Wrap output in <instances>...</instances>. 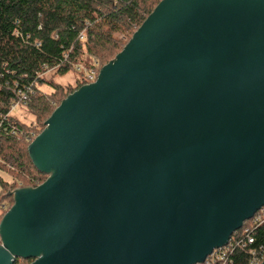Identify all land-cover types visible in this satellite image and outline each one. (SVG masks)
Wrapping results in <instances>:
<instances>
[{
    "label": "water",
    "instance_id": "95a60500",
    "mask_svg": "<svg viewBox=\"0 0 264 264\" xmlns=\"http://www.w3.org/2000/svg\"><path fill=\"white\" fill-rule=\"evenodd\" d=\"M28 151L0 264L203 262L264 206V0H161Z\"/></svg>",
    "mask_w": 264,
    "mask_h": 264
},
{
    "label": "trees",
    "instance_id": "16d2710c",
    "mask_svg": "<svg viewBox=\"0 0 264 264\" xmlns=\"http://www.w3.org/2000/svg\"><path fill=\"white\" fill-rule=\"evenodd\" d=\"M160 1L0 0V170L13 175L12 181L0 176L2 217L14 204V190L37 187L48 178L33 164L28 151L45 125L37 131L36 124L9 113L20 100L19 91L26 93L22 104L37 119L45 116L47 120L64 98L87 81L81 73V80L65 86L47 80L44 74L48 70L80 73L75 63L90 66L94 60L102 68L123 50ZM44 83L52 86L51 93L40 90ZM250 224L251 219L246 220L232 239ZM255 236L264 240V226ZM33 260L17 258L14 264H31Z\"/></svg>",
    "mask_w": 264,
    "mask_h": 264
},
{
    "label": "built area",
    "instance_id": "2783aa9c",
    "mask_svg": "<svg viewBox=\"0 0 264 264\" xmlns=\"http://www.w3.org/2000/svg\"><path fill=\"white\" fill-rule=\"evenodd\" d=\"M93 63L90 66H86L82 62L74 64V68L85 77L86 84L95 82L101 70L95 60ZM19 93L20 100L12 105L10 114L12 108L22 104L21 101L26 96V93L21 90ZM261 226H264V206L254 214L251 224L242 230L238 238L232 239L231 236L225 245L215 248L203 262L195 264H262L264 261V240L259 241L255 236V231Z\"/></svg>",
    "mask_w": 264,
    "mask_h": 264
},
{
    "label": "rangeland",
    "instance_id": "374dc122",
    "mask_svg": "<svg viewBox=\"0 0 264 264\" xmlns=\"http://www.w3.org/2000/svg\"><path fill=\"white\" fill-rule=\"evenodd\" d=\"M120 35H118V36H120ZM121 36H123V35H121ZM123 40H127V38L124 37ZM85 65L86 66H89L87 64H85ZM53 72H54V70H50V71L46 72L44 74V76L49 81H51V79H53V81L55 83L65 84V86H68V84H75L77 80H81L83 78L81 73H77V72H75L73 70H70V71H68L66 73H63V74L53 73ZM40 90H42L45 93H51L52 92V86H50L48 83H44L40 87ZM55 98L58 99L57 96ZM11 115L14 116V117H16L17 119L25 122V123L32 124V125H35L36 124L37 125V127H36V130L37 131L40 130V129H42L43 126L45 125V122H46L45 116L44 117H39L37 119L36 116H34L33 112L28 107H26L23 104H18L16 106H14L12 108V110H11ZM6 172L0 170V176L5 181H12L13 180L12 179L13 178L12 177L13 175L9 172V170H8L7 173ZM17 184L18 185H21V182H18ZM20 187H22V186H20ZM1 219H2V214L0 212V221H1Z\"/></svg>",
    "mask_w": 264,
    "mask_h": 264
}]
</instances>
